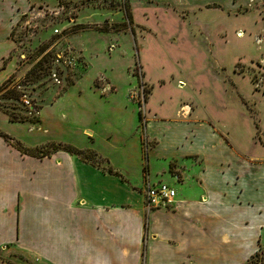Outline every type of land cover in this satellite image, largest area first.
Instances as JSON below:
<instances>
[{
    "label": "crops",
    "instance_id": "crops-1",
    "mask_svg": "<svg viewBox=\"0 0 264 264\" xmlns=\"http://www.w3.org/2000/svg\"><path fill=\"white\" fill-rule=\"evenodd\" d=\"M181 1L264 11V0ZM28 3L0 0V84L16 69L13 28ZM76 85L79 77L60 99ZM124 101L128 123L101 130L85 120L89 143L72 141L101 162L65 149L24 153L0 134V264H262L264 151L260 160L252 137L248 151L225 123L217 135L206 122L170 120L152 103L142 116ZM143 119L154 140L146 160ZM15 123L0 116L8 134ZM148 181L172 184L173 201L148 208Z\"/></svg>",
    "mask_w": 264,
    "mask_h": 264
},
{
    "label": "rangeland",
    "instance_id": "rangeland-1",
    "mask_svg": "<svg viewBox=\"0 0 264 264\" xmlns=\"http://www.w3.org/2000/svg\"><path fill=\"white\" fill-rule=\"evenodd\" d=\"M28 2L13 28L18 48L12 85L20 95L0 97V116L18 122L12 124L16 133L9 134L10 142L16 143L17 137L25 144H48L34 148L37 156L52 150V142L87 144L79 134L83 121L101 130L128 123L125 97L145 115L152 103L170 120L206 122L217 135L225 123L247 141L248 151L252 137L263 160V7L227 9L218 3L181 0ZM125 3L133 15L129 23ZM70 49L79 55L78 63L53 61L57 51ZM45 50L52 52L49 66L31 70ZM78 77L79 85L60 99ZM41 109L40 123L10 119L9 112L31 118L41 115ZM138 134L146 160L154 140L146 136L144 119ZM78 155L101 162L94 153L89 158ZM259 257L264 262V253Z\"/></svg>",
    "mask_w": 264,
    "mask_h": 264
},
{
    "label": "trees",
    "instance_id": "trees-1",
    "mask_svg": "<svg viewBox=\"0 0 264 264\" xmlns=\"http://www.w3.org/2000/svg\"><path fill=\"white\" fill-rule=\"evenodd\" d=\"M125 17H126L128 23L133 20V15H132V12H131L129 3H125ZM51 56H52V52H48V53L44 54L41 57V59L38 61V63L31 70L35 71V70H37L36 69L37 67L43 68V69L44 68H47L49 66V63L48 62L51 60ZM13 81H14V75L12 74L6 80H4L0 84V92L3 89H6V92L5 93H2L0 95V97L1 96H8V97L19 98L20 93L16 89V87L12 85V82ZM9 113H10V119L11 120H14V121L15 120H29V121H32V122H37V121H40L41 120L40 115H35V116L31 117V118L27 117L26 115H22L21 117L18 118V113H14V112H9ZM140 113L143 116L142 109H140ZM0 134L2 136H4V138L6 140H8L9 142L12 139V136H10L8 133H6V132H4L2 130H0ZM14 142H16V143H13V142H11V143L14 146H16L19 150H21L22 152H24V153L32 154V151L34 150V148L37 147V146L36 147L26 146V145L22 144V142L19 141V140H15ZM49 144H50L49 148H51L52 150L53 149H65V150H68L70 152H74V153H77V154H81L82 156H84L86 158H89L91 156V153L92 154L93 153L96 154L93 150L87 149L85 151V149L79 148L78 146L73 145L71 143L52 142V143H49ZM44 145H48V144H44ZM50 151L51 150L43 151L42 154H41V156L50 153ZM109 170L110 171H114L112 168H109ZM262 264H264V262Z\"/></svg>",
    "mask_w": 264,
    "mask_h": 264
},
{
    "label": "built area",
    "instance_id": "built-area-1",
    "mask_svg": "<svg viewBox=\"0 0 264 264\" xmlns=\"http://www.w3.org/2000/svg\"><path fill=\"white\" fill-rule=\"evenodd\" d=\"M56 32H59V29H56ZM68 53L65 51H57L54 55V62L57 64L65 63L66 65L74 64L79 62V55L75 53L73 49H70ZM49 51L45 50L44 54ZM56 76L57 80V71L52 72ZM177 194L176 188L166 181H158L151 183L148 181L144 188L145 202L148 208H155L169 205Z\"/></svg>",
    "mask_w": 264,
    "mask_h": 264
}]
</instances>
